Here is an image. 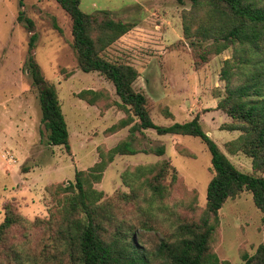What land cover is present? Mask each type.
<instances>
[{
	"label": "trees",
	"instance_id": "1",
	"mask_svg": "<svg viewBox=\"0 0 264 264\" xmlns=\"http://www.w3.org/2000/svg\"><path fill=\"white\" fill-rule=\"evenodd\" d=\"M19 1L23 8L25 0ZM55 1L72 20V48L79 69L84 73L98 72L109 80L119 99L115 105L125 113L106 134L128 128L129 136L111 150L100 148L101 160L87 171H77L75 183L48 188L58 197V209L50 213L49 219L30 221L6 205L0 225V264H231L221 261L214 251L219 212L228 200L249 192L256 208L264 214V177L240 171L204 131L199 116L171 126L153 121L146 95L134 88L138 70L107 54L108 48L133 30L135 24L116 20L107 11L84 13L81 0ZM18 21L31 33L27 65L47 143L71 153L70 132L59 93L35 59V24L24 11L19 13ZM54 28L60 31L57 24ZM182 28L196 66L233 50L232 58L224 61L221 70L225 94L218 109L232 119L225 129L240 135L226 148L230 154L242 153L251 158L254 170L264 172V0H191V8L182 13ZM78 97L93 106L108 99L103 92L94 90H84ZM111 106L107 104L106 108ZM164 115L173 117L168 110ZM150 130L158 136L198 138L206 145L213 178L207 188L206 208L201 213L194 203L195 193L181 205L169 204L179 178L167 161L125 171L122 179L128 193L104 200L103 192L94 188L116 156L166 154L165 145H133L138 136L144 137ZM16 229L23 236L12 241ZM35 231L42 234L40 244L36 239L34 242ZM148 232L157 237L153 248L142 240ZM242 260L244 264H264V245L254 255L244 253Z\"/></svg>",
	"mask_w": 264,
	"mask_h": 264
},
{
	"label": "rangeland",
	"instance_id": "2",
	"mask_svg": "<svg viewBox=\"0 0 264 264\" xmlns=\"http://www.w3.org/2000/svg\"><path fill=\"white\" fill-rule=\"evenodd\" d=\"M80 8L87 14L107 11L116 20L135 24L133 30L108 48L107 54L138 70L134 88L146 95L156 124L171 126L199 116L204 131L240 171L264 177V172L254 170L251 158L242 153L230 154L226 148L240 135L225 129L232 119L218 109L225 94L221 70L224 61L232 58L233 50L196 66L182 28V13L191 8V0H81ZM21 11L35 24V59L59 93L70 132L71 153L47 143L27 65L31 33L18 21ZM55 24L60 31L54 28ZM72 42V20L55 0H25L23 8L19 0H0V225L6 205L30 221L49 219L50 213L58 209V197L48 188L75 183L77 171H87L101 160L100 148L111 150L129 136L128 128L106 134L125 113L115 105L119 99L109 80L98 72L84 73L79 69ZM84 90L101 91L108 99L98 106L89 105L78 97ZM107 104L112 106L107 109ZM165 110L173 117L167 118ZM145 134L133 142L136 148L165 145L166 154L116 156L94 188L103 192L104 200L128 193L122 179L125 171L167 161L179 178L169 204L181 205L195 193L194 203L201 213L206 208L207 188L213 178L206 145L188 136H158L153 130ZM219 217L215 253L221 261L244 264V253L254 255L264 245V214L254 205L252 194L244 192L228 200ZM13 233L16 238L12 241L22 239L21 231L16 229ZM41 238L42 234L35 231L34 242L36 239L40 244ZM142 240L153 248L157 237L148 232Z\"/></svg>",
	"mask_w": 264,
	"mask_h": 264
}]
</instances>
